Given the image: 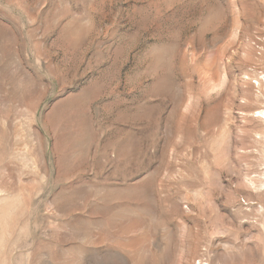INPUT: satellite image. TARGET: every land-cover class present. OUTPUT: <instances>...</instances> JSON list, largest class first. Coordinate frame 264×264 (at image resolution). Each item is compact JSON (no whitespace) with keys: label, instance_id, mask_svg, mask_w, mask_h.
<instances>
[{"label":"rangeland","instance_id":"1","mask_svg":"<svg viewBox=\"0 0 264 264\" xmlns=\"http://www.w3.org/2000/svg\"><path fill=\"white\" fill-rule=\"evenodd\" d=\"M0 264H264V0H0Z\"/></svg>","mask_w":264,"mask_h":264}]
</instances>
